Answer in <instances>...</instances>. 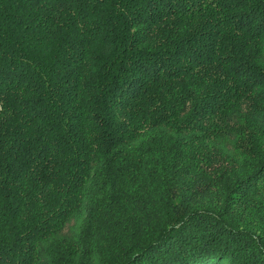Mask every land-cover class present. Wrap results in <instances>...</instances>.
<instances>
[{
    "label": "trees",
    "instance_id": "16d2710c",
    "mask_svg": "<svg viewBox=\"0 0 264 264\" xmlns=\"http://www.w3.org/2000/svg\"><path fill=\"white\" fill-rule=\"evenodd\" d=\"M0 264H264V0H0Z\"/></svg>",
    "mask_w": 264,
    "mask_h": 264
}]
</instances>
